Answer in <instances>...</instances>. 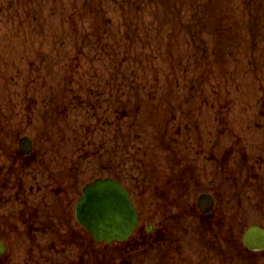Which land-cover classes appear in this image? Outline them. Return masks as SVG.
<instances>
[{"label":"rangeland","instance_id":"rangeland-1","mask_svg":"<svg viewBox=\"0 0 264 264\" xmlns=\"http://www.w3.org/2000/svg\"><path fill=\"white\" fill-rule=\"evenodd\" d=\"M24 136L53 170L77 149L80 189L122 178L144 223L180 163L175 264H264L242 243L264 227V0H0V142Z\"/></svg>","mask_w":264,"mask_h":264},{"label":"flooded vegetation","instance_id":"flooded-vegetation-1","mask_svg":"<svg viewBox=\"0 0 264 264\" xmlns=\"http://www.w3.org/2000/svg\"><path fill=\"white\" fill-rule=\"evenodd\" d=\"M21 139L13 145L0 142V264H175L179 238L172 199L175 194L179 199L184 196L179 189L180 163L178 173H172V167L156 166L152 223H144L141 207L122 178H102L118 182L129 192L138 224L123 241L99 243L77 216V202L84 188L99 178L80 189L77 149L64 155L55 171L50 167L52 153L45 151L47 148H38L30 138V147L24 152ZM180 154L174 160H181ZM54 171L58 172V180L47 174ZM183 173L185 176L188 171ZM202 195L211 196L213 209L203 213L197 201L196 211L209 218L216 201L213 194ZM48 198L53 204L46 203ZM161 212L170 215L160 217ZM184 233L178 231L179 237Z\"/></svg>","mask_w":264,"mask_h":264},{"label":"water","instance_id":"water-1","mask_svg":"<svg viewBox=\"0 0 264 264\" xmlns=\"http://www.w3.org/2000/svg\"><path fill=\"white\" fill-rule=\"evenodd\" d=\"M28 138L21 140L22 149L30 147ZM211 196L204 195L199 200L203 213L213 209ZM77 216L94 236L97 242L123 241L131 236L137 226L138 218L129 193L111 179L97 180L88 185L77 204ZM243 242L253 252L264 250V229L249 228Z\"/></svg>","mask_w":264,"mask_h":264}]
</instances>
